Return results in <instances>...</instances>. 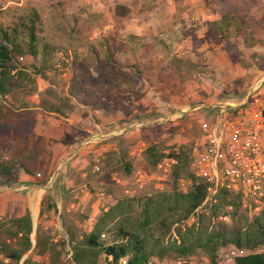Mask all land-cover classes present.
<instances>
[{
	"label": "rangeland",
	"instance_id": "rangeland-1",
	"mask_svg": "<svg viewBox=\"0 0 264 264\" xmlns=\"http://www.w3.org/2000/svg\"><path fill=\"white\" fill-rule=\"evenodd\" d=\"M117 4L129 8L125 17L114 14ZM245 4L246 17H240L238 12L239 17L219 21L216 0H0V28L22 21L28 8L36 10L37 25L41 28L37 29L38 34L49 44L52 55V65L43 70L42 76L34 70L40 64L39 58L29 55L21 58L22 72L12 75L19 86L5 96L0 95L2 155L8 157L37 139L46 149L45 162L36 164L45 184H35L24 175L19 185L0 188V240L15 239L10 233L14 230L12 220L25 212L31 218L32 246L40 235L58 248L57 240L67 241V225L74 228L79 238L111 206L115 207L112 218L107 220L100 236L103 243L121 242L120 228H137L143 217L142 198L158 199L159 192H169L170 172L176 162L174 158H165L151 167L144 157L149 145H156L165 153L190 147L201 137V122L213 121L218 116L219 103L246 99L248 108L264 105V6L261 0H245ZM204 33L209 38H204ZM112 38L118 46L113 57L121 66L103 62L108 57L104 40ZM179 47L187 51L183 54L186 56L190 53L201 56L203 50H208V65L212 62L216 68L220 66L219 77L214 70L208 72V77H214L218 83L210 86L211 93L198 111H189L184 103L188 92L185 80L193 74L198 77L195 71L198 68L191 70L194 63L183 55L180 59L173 55ZM154 58H158L156 64ZM147 61L153 66L144 73L145 79L141 77L143 72L139 76L122 66ZM177 66L190 71L179 77ZM143 95L153 107L150 112L139 114L141 103L137 98ZM92 97L95 103L100 100L98 106L107 105L119 116L133 115L119 117L125 122L123 126L105 124L104 120L97 122L98 127H93L96 132L81 136L78 142L82 141L69 156L55 164L50 158L47 161L49 152L54 151L43 144V120L46 116L58 119L66 113L99 114L96 109H103L91 106ZM52 103L60 108V113L49 114L48 106ZM180 108L185 112L177 115ZM139 119L141 123L136 122ZM96 133L100 136L92 137ZM125 161L131 163L129 174L124 171ZM190 182L184 173L178 181L179 189L186 192ZM38 203L45 210L49 203L55 207L39 216ZM180 204L166 198L157 205L149 227L140 231L147 250L152 252L147 264H234L236 255L249 250L228 244L211 253L197 246L184 257L168 247L173 241L178 242L177 228L194 227L201 233L220 228L229 234L234 227H246L264 206V196L242 197L234 214L228 206L216 215L206 207L196 208L183 218ZM171 220L173 223L167 228ZM256 250L264 251V246ZM29 254L31 249L18 263H13L0 253V264H23ZM71 255L66 243L60 262L74 264ZM31 256L36 264H46V257ZM103 256L101 253L102 262Z\"/></svg>",
	"mask_w": 264,
	"mask_h": 264
},
{
	"label": "trees",
	"instance_id": "trees-1",
	"mask_svg": "<svg viewBox=\"0 0 264 264\" xmlns=\"http://www.w3.org/2000/svg\"><path fill=\"white\" fill-rule=\"evenodd\" d=\"M216 1L222 4V7L227 13L231 14V17H234L235 13L245 10L243 6L245 0ZM128 11L129 8L126 5L117 4L114 14L117 17H125ZM21 18L22 21L20 22H14L13 25L7 24V27L0 28L1 96L7 95L10 90L19 86L12 75L22 72L21 69L24 66L21 64L20 59L25 55H29L33 59H40L39 66H35L34 70L41 76L43 70L52 65L49 44L43 42V37L39 36L37 31V29L40 30L41 28L37 25L38 16L36 10L33 7L28 8L25 15ZM103 47L108 55L103 62H113L115 65L121 66L116 58L113 57L114 49L118 48L115 39L112 38L110 41L105 39ZM96 61H98L97 58ZM100 62L98 63L99 65H101ZM129 71L131 73L134 72L136 75H141V71L136 65H132ZM90 102L93 106H98V102L95 103L93 97ZM100 106L103 110L108 109L107 105L99 104L98 107ZM48 111L60 113L61 110L52 103L48 106ZM131 120L136 119L132 118ZM123 121L120 119L116 122V125L123 126L125 124ZM45 154L46 149L40 146L38 139L34 140L32 144L26 143L22 145L16 153L8 157L3 156L0 149V188L19 185L23 181L24 175L32 179L35 184H45L46 179L38 174V169L36 168L38 162H45ZM48 155L47 161L50 158V152ZM144 157L151 167H155L165 158L175 159L176 162L173 164L170 172L169 192H159L158 199H154L151 196L142 198L144 202L143 217L134 230L125 228L118 230L121 242L105 244L100 240L107 220L112 218L115 208L113 206L104 211L92 225L89 232L82 234L79 238L76 236L74 228L67 225V241L65 242L63 239L57 240L56 245H58V248L51 246L52 243L49 244L40 235L36 236L35 244L32 246L30 238L32 232L31 218L29 212H25L23 215L13 218L12 226L14 230H10V233L15 239L11 242L1 239L0 253L5 259L18 263L22 256L31 249V254L46 257V264H63L60 262V258L66 243H68L72 251L71 260L74 264H119L123 258H125L126 264H147L152 252L147 250L146 239L140 234V231L143 232L153 221L157 205H161L162 201H165L166 198H171L175 202L181 203L182 211H184L182 216L186 218L203 201L206 194L207 182L202 178L196 177L190 170V147L178 148L177 150L165 153L163 150L158 149L156 145H149L144 150ZM123 166L125 173L129 174L131 172V163L125 161ZM184 173L191 180L186 192L181 191L178 187V181ZM241 200V193L221 188L217 194L216 202L210 206V213L216 215L218 210L228 206L233 209L234 214L239 209ZM54 207L53 203H49L46 205L45 210L41 203L39 216ZM172 223L173 221L171 220L167 228ZM176 234L178 242L176 240L173 241L168 248L172 249L177 255L188 256L197 246L214 253L218 247L232 244L237 249L249 250V252L236 255L233 258L234 264H264V251L256 250L264 246V206L247 222L246 227H234L229 231V234L220 228L204 230L201 233V231L194 229V227H188L183 230L177 228ZM101 253L104 254L103 262L100 259ZM31 254L24 259L23 264H36L32 260Z\"/></svg>",
	"mask_w": 264,
	"mask_h": 264
},
{
	"label": "built area",
	"instance_id": "built-area-1",
	"mask_svg": "<svg viewBox=\"0 0 264 264\" xmlns=\"http://www.w3.org/2000/svg\"><path fill=\"white\" fill-rule=\"evenodd\" d=\"M246 102L219 103L216 119L202 121L201 137L191 143L190 169L207 182L198 208L215 203L221 188L242 197L264 196V105L248 108Z\"/></svg>",
	"mask_w": 264,
	"mask_h": 264
},
{
	"label": "crops",
	"instance_id": "crops-1",
	"mask_svg": "<svg viewBox=\"0 0 264 264\" xmlns=\"http://www.w3.org/2000/svg\"><path fill=\"white\" fill-rule=\"evenodd\" d=\"M217 2V1H216ZM218 3V7H219V12L217 15L218 20H228L227 18L230 17L231 19V14L227 13L225 11V9L222 7V4ZM261 4L264 6V0H261ZM243 6L245 8L246 4L243 3ZM246 9V8H245ZM240 13V12H239ZM235 17H239L238 16V12L234 14ZM248 15V12H246V10L241 11L240 13V17H246ZM206 33H204L202 36L204 38H209L206 37ZM209 36V35H208ZM208 46V45H207ZM203 49V48H202ZM185 52L182 50V48H178L175 49V52H173V55L175 57H177V59L183 58L186 59L188 62L190 63H194V67H192L191 70H193V68H198L196 71V74L198 75V77H196L194 74L190 75V77H187L185 80V85L188 89L185 90L187 92V95L185 96L186 101L184 102L187 106L186 109H189V111H198V109H201V107L204 105L205 101H206V96L209 95L211 93L210 91V86H214L216 85L218 82L217 80L213 77L210 78L208 77L209 73L211 70H214L215 72H217V76H218V71H219V67L216 68V63H212L211 65H208V61L210 62L209 59V51L208 50H203V54L201 56H199V53H190L189 55H183ZM201 54V53H200ZM157 55V53H156ZM162 54H159V56H161ZM183 55V57H181ZM200 57H198V56ZM229 58V55H228ZM156 60V61H155ZM230 60V59H229ZM158 61V58H154V64H156L155 62ZM148 63L145 62H131L128 63L126 65H122L123 68L125 70H129L131 68L132 65H136L138 67V69L143 72L142 74V78L145 79V72L151 70L152 68V62L151 61H147ZM231 62H233V60L231 59ZM152 65V66H150ZM180 66V65H179ZM179 66L176 67L175 71L176 74L180 77L182 76L181 74L184 75V73H188L190 70L184 69L183 67L179 68ZM193 66V65H192ZM227 67V64H226ZM230 67V66H229ZM154 69V67H153ZM205 70L204 72H202L201 74L197 73L198 71H202ZM207 72V73H206ZM189 75V74H188ZM230 76V73H229ZM195 77V78H194ZM219 77V76H218ZM183 78V77H182ZM195 79V80H194ZM213 81L214 83L210 82ZM193 86H197V89H192ZM205 87H208L209 89L206 90ZM204 89V90H203ZM213 95H215V93H212ZM189 95H192V98H187ZM154 97L158 98L157 95H155ZM208 100H210L207 97ZM137 101L139 103H141V111H139L142 113H147L150 112L152 110L153 105L151 104H147L146 103V98L143 96H141L140 98H137ZM190 103L193 104L191 107ZM91 106L92 103H90ZM184 108H180L179 112L176 111L177 115H181L182 112L184 111ZM115 112V110H112L110 108H108L107 110H98L96 109V113L99 114H93V112H81L80 114H76V113H69V114H63V115H59L58 119H53L52 116H46V119L43 120V144H48L51 148V150L54 151V153H50V162L53 164L58 163L59 161H61L64 157H67L71 154V152L73 150H75V146L79 145L80 142L79 139L81 136L85 135L86 133H90V132H96V130H93V127H98L97 122H100L102 120H104L105 124L106 123H115L118 122L120 120L119 117L125 119V117H131L133 114H127V115H122L119 116L118 114H116L117 112ZM49 114H53V112L49 111ZM93 115L95 117H93ZM137 123H141L142 121H136ZM135 123V122H134ZM130 125V123H129ZM128 125V126H129ZM113 130V129H112ZM98 136H100L98 133H96ZM144 142H141V144ZM72 150V151H71ZM56 151V152H55ZM63 157V158H62ZM65 159V158H64ZM64 165V164H63ZM82 165H80L81 167ZM39 204V203H38ZM37 204V212L39 213V208H40V204Z\"/></svg>",
	"mask_w": 264,
	"mask_h": 264
}]
</instances>
